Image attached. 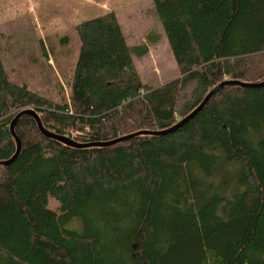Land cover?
<instances>
[{
	"label": "trees",
	"instance_id": "trees-1",
	"mask_svg": "<svg viewBox=\"0 0 264 264\" xmlns=\"http://www.w3.org/2000/svg\"><path fill=\"white\" fill-rule=\"evenodd\" d=\"M153 5L180 71L163 85L141 80L145 48L113 11L75 26L68 101L10 80L0 57V162L24 107L54 134L30 115L14 126L0 264H264V85L227 84L177 125L220 82L264 79V0Z\"/></svg>",
	"mask_w": 264,
	"mask_h": 264
},
{
	"label": "rangeland",
	"instance_id": "rangeland-1",
	"mask_svg": "<svg viewBox=\"0 0 264 264\" xmlns=\"http://www.w3.org/2000/svg\"><path fill=\"white\" fill-rule=\"evenodd\" d=\"M110 11L116 14L128 46L145 48L143 55H132L144 83L157 87L180 77L153 0H4L0 57L10 80L50 99L68 101L80 45L75 26ZM263 59L264 52L253 58L256 73L263 69ZM244 79L262 81L249 75ZM54 201L50 199L49 206H57Z\"/></svg>",
	"mask_w": 264,
	"mask_h": 264
},
{
	"label": "water",
	"instance_id": "water-1",
	"mask_svg": "<svg viewBox=\"0 0 264 264\" xmlns=\"http://www.w3.org/2000/svg\"><path fill=\"white\" fill-rule=\"evenodd\" d=\"M227 84H237V85H240V86H248V87H260V86H263L264 85V80L262 81H259V82H242L240 80H226V81H223V82H220L219 84H217L216 86L212 87L211 90H209L208 94H206V96L203 98L202 101H200V104L194 109L192 110L185 118H183V120H181L177 125H180L181 123L189 120L191 117H193L194 114H196V112L201 109L205 104L206 102L210 99V97L220 88H223V86L227 85ZM22 115H30L32 116L34 119H35V122H37V125L40 129V131L46 135V136H54V134H52L51 132H49L47 129H45V127L42 125V122L40 120V117L39 115L36 113V111L34 109H32L31 107H24L23 109H21L16 115L15 117L13 118V120L10 122V131H11V134L12 136L14 137L15 141H16V151L14 153V155L9 158L8 160H4V161H1L0 162V166H5V165H8L9 163H11L20 153V148H21V142H20V139L18 138V136H16L15 132H14V126L17 122V120L22 116ZM174 128V127H173ZM173 128H170L166 131H169ZM176 128V127H175ZM149 134V133H152L150 131H140V132H137V133H132V134H129V135H125V136H121L120 138L114 140V141H111L109 143H115V142H118V141H123L125 139H128L134 135H137V134ZM56 136V135H55Z\"/></svg>",
	"mask_w": 264,
	"mask_h": 264
},
{
	"label": "crops",
	"instance_id": "crops-1",
	"mask_svg": "<svg viewBox=\"0 0 264 264\" xmlns=\"http://www.w3.org/2000/svg\"><path fill=\"white\" fill-rule=\"evenodd\" d=\"M0 1H4V0H0ZM78 24V23H77Z\"/></svg>",
	"mask_w": 264,
	"mask_h": 264
}]
</instances>
